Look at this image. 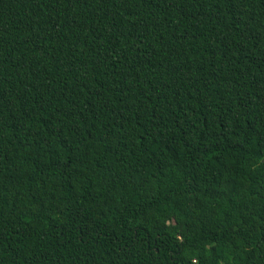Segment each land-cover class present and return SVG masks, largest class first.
<instances>
[{"label":"trees","instance_id":"16d2710c","mask_svg":"<svg viewBox=\"0 0 264 264\" xmlns=\"http://www.w3.org/2000/svg\"><path fill=\"white\" fill-rule=\"evenodd\" d=\"M0 264H264V0H0Z\"/></svg>","mask_w":264,"mask_h":264}]
</instances>
